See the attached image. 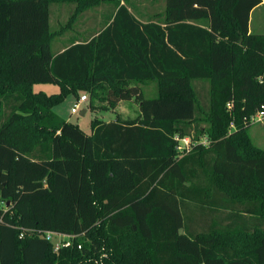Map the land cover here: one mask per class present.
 Wrapping results in <instances>:
<instances>
[{
    "label": "trees",
    "instance_id": "trees-1",
    "mask_svg": "<svg viewBox=\"0 0 264 264\" xmlns=\"http://www.w3.org/2000/svg\"><path fill=\"white\" fill-rule=\"evenodd\" d=\"M134 2L0 0V264H264V150L248 130L264 105V33L250 30L264 0H166L146 22ZM53 3L76 5L69 24L110 13L55 51ZM70 91L91 110L136 99L140 112L95 117L88 135L53 111ZM176 135L195 142L186 155ZM249 184L243 199L226 190ZM195 210L210 222L198 232ZM44 230L72 245L55 252Z\"/></svg>",
    "mask_w": 264,
    "mask_h": 264
},
{
    "label": "rangeland",
    "instance_id": "rangeland-1",
    "mask_svg": "<svg viewBox=\"0 0 264 264\" xmlns=\"http://www.w3.org/2000/svg\"><path fill=\"white\" fill-rule=\"evenodd\" d=\"M161 1L166 3V0H157L154 4L153 10H160ZM134 4L138 7L150 8L147 4L144 3V0L138 1L135 0ZM152 7V6H151ZM76 5L71 3H53L51 5V27L53 30L58 31L59 34L54 38L53 45L54 50L59 51L62 48L68 45V42L62 40L66 33H72L71 31H77V29H84L86 23L91 22L92 17H95L97 23L94 26L96 29L99 27L98 18H102V22L100 24H104V17L109 15L110 6L108 3L100 4L95 7L89 8L83 12L77 14L75 20H73L70 24L68 23L70 17L73 15V12L76 10ZM252 28L254 32H262L264 33V7L256 10L253 15ZM69 25V26H68ZM89 26L87 25V28ZM93 27V26H90ZM262 28V29H261ZM194 85L199 94L200 103L203 107H208L209 105V87L210 83L206 80L197 79L194 80ZM35 91H44L48 94L56 93L60 91V87L57 84L51 83H39L34 86ZM142 90L144 92L145 97H153L158 93V85L155 81L146 82L142 84ZM87 93L89 96L88 92ZM86 94V95H87ZM90 98V96H89ZM78 100V92L70 91L65 95V97L53 106V111L62 117L65 120H69L73 123H76L80 126V128L88 135L92 133V120L95 117L102 118L106 121L114 120L117 117V112H119L120 116L123 118L126 117H136L139 115L140 107L139 103L136 99L132 100H123L120 101L115 109L111 108L109 110H91L88 109L87 114L82 115L83 110L86 108L88 102H83L82 107L78 113H72V107ZM102 102H99V106H102ZM228 107H232V104H229ZM6 111L9 114L10 107H6ZM204 125H208L209 123L204 122ZM233 129V127H231ZM249 134L251 136L252 142L264 150V119L262 121L253 122L249 125ZM226 190L236 196L237 198H245V192L255 191L256 188L252 184H249L243 191L234 189L230 190L226 188ZM4 202L0 200V207H4ZM190 217L193 218L192 230L194 232L201 231L210 223L209 218L205 219V222L200 220V212L197 210L190 211Z\"/></svg>",
    "mask_w": 264,
    "mask_h": 264
},
{
    "label": "built area",
    "instance_id": "built-area-1",
    "mask_svg": "<svg viewBox=\"0 0 264 264\" xmlns=\"http://www.w3.org/2000/svg\"><path fill=\"white\" fill-rule=\"evenodd\" d=\"M259 80L261 82H264V74L259 77ZM88 100H89L88 95L86 94L82 95L72 107V113H78L82 107V103L87 102ZM263 119H264V105L261 110H259L251 117L250 121L251 123H253V122L262 121ZM231 125L232 127H234V123H232ZM175 139L178 141L177 150L180 152L181 156L189 153L195 145V142L190 136L176 135ZM200 143L206 145L208 144V139L203 138L202 140H200ZM38 233L47 241H50L52 243L53 250L55 252H60L61 249L70 247L72 245V238L74 237L73 235L62 233L59 231H54V230L38 231ZM79 247L81 248V245H79Z\"/></svg>",
    "mask_w": 264,
    "mask_h": 264
},
{
    "label": "crops",
    "instance_id": "crops-1",
    "mask_svg": "<svg viewBox=\"0 0 264 264\" xmlns=\"http://www.w3.org/2000/svg\"><path fill=\"white\" fill-rule=\"evenodd\" d=\"M144 3L145 4H147L148 6H150V8H141L140 7V11H138L137 12V14L140 16V18L142 19V21H144V22H146L149 18L151 19V16H153V14L155 13V11L153 10L154 9V7H153V4L155 3L153 0H144ZM161 11H163L164 10V8L166 7V3H165V5H164V2L163 1H161ZM261 7H264V2L263 3H261L260 5H258L257 7H255L254 9H253V11H252V13H251V19H250V30L251 31H253V28H252V22H253V18H252V15H253V13L256 11V10H258L259 8H261ZM113 11H114V9H113ZM159 11V10H158ZM142 15H143V17H142ZM100 19V20H99ZM102 18H98L97 20H99L98 21V23H99V27L96 29L94 26L96 25V23H97V21H96V19H95V17H92V19H91V22H89V23H86V26H85V28L84 29H77V31H71L72 33H66V35L63 37V39L62 40H64V41H66V42H68V44L70 43V41L76 36V34H77V36L78 35H80L81 36V34H84L85 36L87 35L89 38H92L99 30H100V28H101V26H102V24H100L101 22H102V20H101ZM149 19V20H150ZM87 25L89 26L88 28H87ZM90 26H93V27H90ZM262 29V28H261ZM263 29H264V26H263ZM254 32V31H253ZM254 33H262V32H254ZM54 41V40H53ZM70 45V44H69ZM52 47L54 48V45H53V42H52ZM65 48V47H64ZM64 48H62L61 50H63ZM60 51V50H59ZM52 84V83H51ZM36 84H34V86H35ZM34 86H33V89H34ZM40 91H42V90H40ZM88 109H89V107H88V104H87V106H86V108L83 110V112H82V115H85V114H87V112H88Z\"/></svg>",
    "mask_w": 264,
    "mask_h": 264
}]
</instances>
